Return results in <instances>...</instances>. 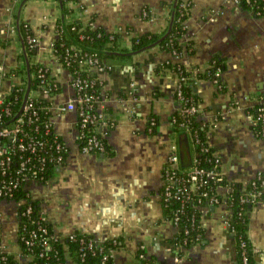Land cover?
I'll use <instances>...</instances> for the list:
<instances>
[{"label": "crops", "instance_id": "1", "mask_svg": "<svg viewBox=\"0 0 264 264\" xmlns=\"http://www.w3.org/2000/svg\"><path fill=\"white\" fill-rule=\"evenodd\" d=\"M184 1L192 5L180 55L155 46L99 73L103 86L98 110L105 120L96 132L108 145V154H102L82 152L76 112H60L75 99L76 90L73 76L53 50L63 16L59 0H0V64L6 71L22 66L19 25L26 22L37 41L35 62L48 67L63 86L51 99V112L55 132L69 152L47 182H28L29 196L40 201L55 234L78 232L101 241L121 237L113 264H136L140 248L159 264H235L237 240L227 223L226 203L197 208L204 238L189 247L179 244L181 228L162 204L163 169L172 146L176 145L183 168L191 167L195 155L192 139L173 129L171 117L178 109L173 93L179 77L171 70H159L163 63L172 61L202 72L216 57L226 62L221 73L224 90L212 79L197 81L198 119L208 125V143L221 159V176L228 180L217 193L226 197L233 182L246 185L264 173V136L256 135L250 117V110L264 100V16L243 9L241 0ZM173 2L70 0L67 6L72 11L65 23L81 21L117 33L119 50H131L135 37L167 30ZM191 43L193 52L188 48ZM24 82L21 73L6 78L3 94ZM151 116L159 119L156 133L150 132ZM22 203L0 200V251L18 260ZM248 214L254 264H264V197L249 205ZM68 261L77 264L70 257Z\"/></svg>", "mask_w": 264, "mask_h": 264}, {"label": "trees", "instance_id": "2", "mask_svg": "<svg viewBox=\"0 0 264 264\" xmlns=\"http://www.w3.org/2000/svg\"><path fill=\"white\" fill-rule=\"evenodd\" d=\"M70 0H59L62 8V17L59 18L58 24V37L53 43V50L58 56L62 66L69 70L75 80L86 79L93 82L92 86L86 90H78L82 96L86 95H101L103 82L99 77V73L90 70L83 62L87 58H95L98 60L99 65L109 70L115 62H128L133 59L136 53H140L147 49L159 46L161 49L181 54L184 51V46L180 39L186 34L185 20L189 17L190 7L192 1H187V6L184 7V0H174L171 10V17L169 19V26L162 34L145 32L144 34L133 39V46L131 50H119L117 43L120 39L119 34L106 32L103 28H93L91 24H83L81 21H72L65 23V18L71 13L72 9L67 6ZM241 7L250 10L255 17L264 16V0H241ZM21 31L23 53L20 55L22 59V66L13 70L15 74H23L25 83L21 86L12 88L2 105V122L1 126H12L15 124L17 118L22 115L23 107L27 102L33 103L36 107H47L51 104L45 94L32 97L31 93L37 90L40 85V78L38 76L39 68L43 67L41 64L36 63L34 56L36 55L37 47L30 48L28 37L34 36V33L29 28L26 22H21L19 25ZM193 45H189V52H193ZM226 68V62L223 58L216 57L211 61L209 68L205 71L188 70L183 64L175 63L172 61L163 63L159 70H171L176 73L179 79L180 91L182 100H180L177 91L173 96L178 104V109L173 113L171 122L173 129L178 132L185 131V133L192 139L195 149V155L190 168L180 169L188 176V172L194 165V160L197 153L200 151V145L196 142L199 140L201 143L207 140L208 125L203 124L198 119L199 112L187 113L186 108L190 106H197L200 101V96L197 93V81L201 79H218L221 90L225 89L224 84L221 82V76L217 77L218 73H222ZM49 86L52 87L54 95L62 91L63 86L58 82H52L46 78ZM158 94V93H157ZM10 108L11 113L4 112L5 108ZM264 107V100H262L255 108L250 110L251 114L259 115L260 108ZM92 112H95L94 109ZM40 123L39 130L35 131L34 125L25 123L22 125L23 132H28L32 136H37L38 139L46 141L49 145H53L56 139L63 140L56 132L47 133L44 128V122L52 116V112L46 108L39 110ZM155 120V124H151ZM151 133H156L159 125V119L151 116L149 120ZM78 127L81 128V120H78ZM185 128V130L182 129ZM91 132L88 128H81L82 131L88 133L93 132V126H90ZM182 130V131H181ZM254 131L257 136H264L263 121L259 122ZM4 145L8 143L7 140L3 141ZM54 149V148H53ZM37 153L41 157H46L47 160L43 165V171L40 173L39 182L45 183L53 175L54 168L56 167L43 149H37ZM108 145L102 154H108ZM211 151L214 152L213 148ZM6 156L11 157V162L8 170V175L3 176L0 168V178L15 179L22 178L24 175L32 176V170L40 166L39 162L34 158L28 164L23 174H18L17 170L20 168L21 156L27 158L31 156L29 150L26 151H9ZM212 158L210 153L199 157L200 166L206 170L212 169L213 162L208 159ZM179 173V176H184ZM221 180L209 179L197 188L194 192H190L191 198L175 201L165 206L167 216L173 217L175 211L181 209V220L179 227L181 228L180 240L186 237L188 240L185 244L186 247L200 243L204 238V228L200 223V212L195 208L196 203L200 198L203 199L205 204L218 205L211 203L210 199L217 194L216 189L219 185L227 184L228 180L221 176ZM264 173L259 174L253 178L248 184L244 185L241 182H233V190L226 196L225 200L231 209L229 219V229L236 237L237 240V253L235 257V264H244V254L247 256V264H254L252 256V244L248 238L249 230V205L256 203L264 197ZM204 192L209 194V198L204 197ZM28 182H20L14 189L11 195L6 196L4 199L23 201L20 205V225L18 240L22 247V255H33L34 257L28 264H70L68 258L77 264H113V256H109L104 260V255L109 253V250H115L121 246L122 238L104 240L102 245H96L92 240L96 238L92 235L75 233L73 236H61L55 234L52 223L44 217L41 211L40 201L33 200L29 196ZM218 195V194H217ZM255 195V196H254ZM220 199L222 196L218 195ZM31 207V213H27V208ZM46 229L47 233L43 230ZM188 229L189 233L185 235V230ZM35 233V235H33ZM45 237H49L51 248L47 249L42 243ZM27 241H30L28 243ZM145 256V258L142 257ZM0 264H24L23 261L18 260L14 254L8 252H0ZM136 264H159L153 256H148L143 248H140L137 255Z\"/></svg>", "mask_w": 264, "mask_h": 264}, {"label": "built area", "instance_id": "3", "mask_svg": "<svg viewBox=\"0 0 264 264\" xmlns=\"http://www.w3.org/2000/svg\"><path fill=\"white\" fill-rule=\"evenodd\" d=\"M183 6H187V2L184 1ZM144 15H148V11H144ZM28 42L30 45V48L37 47V41L35 36H29ZM178 55V54H176ZM40 64V63H39ZM84 65H87L90 70H94L97 72H104L107 71L104 69V67H101L99 65V62L95 58H87L83 62ZM42 65V64H41ZM43 67L39 68L38 70V76L40 78V85L37 90H34L31 93V96L38 97L42 94L48 98V100L51 102V99L55 96L52 93V87L49 86L48 82L46 81V78H48L52 82H58L60 83L56 76L52 74V71L42 65ZM17 74H15L13 71H6L3 64H0V168L3 176L8 175L9 170V164L11 162V157L6 156L9 151L15 152L17 151H26L29 150L31 152V156L27 158H23L21 156V164L20 168L17 170L18 174H23L25 172L28 164L32 161L34 158L36 161L39 162L40 166L38 168L33 169L32 176L29 177L28 175H24L22 178H15V179H8V178H0V200L4 199L6 196L11 195L14 191V189L18 186L20 182H30V181H38L42 178L40 177V173L43 171V165L46 162V157H41L37 153V149H43L47 154H49L50 159L55 162V166H58L60 164H63L67 158L69 148L65 141L56 139L54 141L53 145H49L46 141L38 139L37 136H32L28 132H23L22 125L25 123H29V125L35 124L34 129L35 131L39 130V123H40V115L39 110L47 109L51 111V104L47 107H36L33 103L27 102L26 105L23 107L22 115L17 118L16 122L12 126H1L2 122V105L6 99V95L10 93V90L7 94H3L2 86L3 82L6 78L14 77ZM73 76V75H72ZM221 76V73L217 74V77ZM184 80V78L178 79L177 88L175 91H177L178 96L180 100H182V95L180 91V83L179 81ZM215 82L218 83V79H214ZM25 83V82H24ZM61 84V83H60ZM93 82H90L86 79L82 80L79 79L75 80L74 76L72 79V85L76 90V97L73 101L64 104L60 107V112H68V111H74L77 114V124L78 120H81V128H88L91 132L90 126H93V132L96 131L97 127L105 120V114L101 113L98 110V104L100 102L99 96L94 95H86L82 96L78 93V90H86L92 86ZM219 85V83H218ZM21 86V85H17ZM13 86L12 88H14ZM94 109L95 112H92ZM185 111L187 113H193V112H199V103L197 106H190L189 108H186ZM4 112L7 114H10V108H5ZM251 117V125L256 127L259 122L263 121L264 124V107L260 108V114L254 115L250 114ZM39 122V123H37ZM151 124H155V120H152ZM44 128L47 133L55 132L54 123L52 120V116H50L45 122H44ZM80 127L79 134H78V144L81 148L82 152L85 153H97V152H104L106 150V141L103 137H101L97 132L94 133H88L86 131H82ZM183 130H185L184 127H182ZM7 140L8 143L4 145L3 141ZM200 145V151L197 153V156L194 160V165L188 172V176H186L182 172L179 166V155L176 150V145L174 144L172 146L173 151L169 157V160L167 161V164L165 165L163 169V190H162V204L165 208L166 205L174 204L175 201L182 200L183 202L186 199H190L191 195L190 192H194L197 188L201 187L202 184H204L205 181H208L209 179L214 180H221V174H220V165H221V159L216 154V152L211 151V146L208 143V140L206 142L201 143L199 140L196 141ZM54 148V149H53ZM207 153H210V156L212 158H209V162H213L214 166L210 170H206L204 167H201L199 157L202 155H206ZM179 173L184 174V176H179ZM261 173H258L256 176H258ZM255 176V177H256ZM254 177V178H255ZM262 186H264V180H262ZM233 190V188H232ZM231 190V191H232ZM217 192V191H216ZM218 194V193H217ZM215 195V197H212L210 199L211 203H226L229 209V213L227 216V223L229 226V219H230V213L231 209L228 205V202L225 200L226 197H222L220 199L218 195ZM221 196V195H220ZM228 196V195H227ZM255 196V195H254ZM204 197L209 198V194L207 192H204ZM205 203L203 202V199L200 198L198 202L195 205V208H201L204 206ZM32 208H27V213H31ZM181 209H178L175 211V214L173 217H171L172 221L179 226V222L181 220L180 215ZM45 217V215H44ZM46 218V217H45ZM45 233H47V230H43ZM189 233V230H185V235ZM35 235V233H33ZM72 234L71 236H73ZM49 237H45L43 239V245L50 249V243H49ZM187 238L184 237L183 240H179V244L185 246L187 242ZM96 245H102L104 241L98 240L97 238L95 240H92ZM31 244L30 241H27ZM2 252V251H0ZM114 250H109L108 254L104 255V260H107L109 256H113ZM33 255H26L20 259L21 261L23 258H26L27 260L32 259ZM143 258H145L144 255H142ZM244 264H247V256L244 254Z\"/></svg>", "mask_w": 264, "mask_h": 264}]
</instances>
